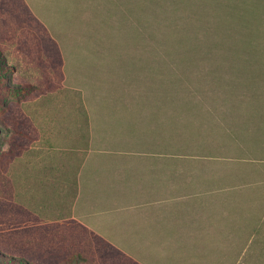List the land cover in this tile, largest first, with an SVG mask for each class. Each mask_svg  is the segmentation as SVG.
<instances>
[{
  "label": "rangeland",
  "instance_id": "rangeland-1",
  "mask_svg": "<svg viewBox=\"0 0 264 264\" xmlns=\"http://www.w3.org/2000/svg\"><path fill=\"white\" fill-rule=\"evenodd\" d=\"M209 46L229 56L209 60ZM0 55V78L28 87L0 91L1 150L39 153L91 129L119 135L91 156L152 165L209 232L221 216L237 227L238 215L264 232V0H0ZM232 185L238 207L221 192ZM44 205L29 202L23 215L16 200L0 203L12 259L129 264L79 224L47 222L59 216ZM249 233L234 241L239 264L252 258Z\"/></svg>",
  "mask_w": 264,
  "mask_h": 264
},
{
  "label": "crops",
  "instance_id": "crops-1",
  "mask_svg": "<svg viewBox=\"0 0 264 264\" xmlns=\"http://www.w3.org/2000/svg\"><path fill=\"white\" fill-rule=\"evenodd\" d=\"M59 137V145L32 153L31 174L39 176L31 179L37 181L32 185L35 197H45L44 206L59 216L47 222L79 224L129 264H239L241 252L234 241L245 240L250 232L254 249L243 264H264V232L256 231L255 217L250 226V217L238 215L236 227L234 218L221 216L219 232H209L208 217L199 210L189 215L192 207L174 184H160V171L152 165L126 167L120 157L91 156L93 144L122 140L119 135L91 129L82 136ZM237 190L233 185L221 190L226 203L238 207ZM227 220L233 221L229 228ZM216 222L217 217L212 219Z\"/></svg>",
  "mask_w": 264,
  "mask_h": 264
},
{
  "label": "trees",
  "instance_id": "trees-1",
  "mask_svg": "<svg viewBox=\"0 0 264 264\" xmlns=\"http://www.w3.org/2000/svg\"><path fill=\"white\" fill-rule=\"evenodd\" d=\"M205 50L206 56L209 58V60H214V58L218 57L222 58L229 56L228 49H223L219 46H209L206 47ZM4 64L5 62L3 59H1L0 55V74L2 73V75H5V68L3 67ZM212 72L213 71H210V73ZM5 79V77L0 78V91L3 94L8 96H20L26 94L28 87L11 84ZM8 132V127L0 126V145L6 142L5 140H7V136H9ZM18 134L21 135L22 133L18 132ZM12 145H16V143L12 144L8 142V147L6 150L0 149V203H7L14 199L18 203V210L24 215L26 212L25 209L27 203L30 202L31 204V202L34 203L38 200L42 202V200H45V197H34L33 200L32 197L34 194L31 193V190L30 194L28 191L31 187H33V183L37 182H32L30 179H39L38 175L36 176L31 174V164L33 162L32 153L25 151L24 148L22 150V146L20 145H18L19 149L14 148L12 150ZM51 146L52 145H50V147ZM0 208L2 209L3 207L0 206ZM5 252V247L0 245V264H37L34 260L28 256H25L24 254H21L19 257H17V259H12L11 255Z\"/></svg>",
  "mask_w": 264,
  "mask_h": 264
}]
</instances>
